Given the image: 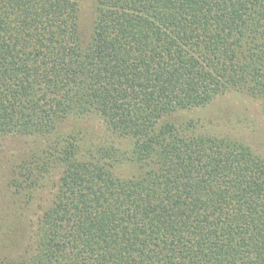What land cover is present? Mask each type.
<instances>
[{
	"label": "trees",
	"instance_id": "obj_1",
	"mask_svg": "<svg viewBox=\"0 0 264 264\" xmlns=\"http://www.w3.org/2000/svg\"><path fill=\"white\" fill-rule=\"evenodd\" d=\"M93 1L84 31V0H0V136L45 139L10 187L51 195L0 264H264V156L186 115L264 113V0Z\"/></svg>",
	"mask_w": 264,
	"mask_h": 264
},
{
	"label": "rangeland",
	"instance_id": "obj_2",
	"mask_svg": "<svg viewBox=\"0 0 264 264\" xmlns=\"http://www.w3.org/2000/svg\"><path fill=\"white\" fill-rule=\"evenodd\" d=\"M82 28L88 31L92 21L93 0H84ZM200 119L204 131L226 134L240 138L264 156V113L260 103L238 92H230L217 97L206 107L186 112ZM82 130L86 138H107L102 122L97 118L70 119L60 127L62 132ZM89 135V136H88ZM118 141V140H117ZM43 137L26 135L0 136V250L8 249L18 239L28 240L27 227L36 220L42 208L50 199L49 190L39 194L32 202L33 213L16 200L9 179L12 167L30 151L32 147L43 144ZM4 250L3 253H10Z\"/></svg>",
	"mask_w": 264,
	"mask_h": 264
}]
</instances>
